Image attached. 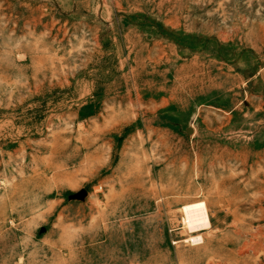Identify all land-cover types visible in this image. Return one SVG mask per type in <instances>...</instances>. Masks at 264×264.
I'll return each instance as SVG.
<instances>
[{
	"label": "rangeland",
	"instance_id": "rangeland-1",
	"mask_svg": "<svg viewBox=\"0 0 264 264\" xmlns=\"http://www.w3.org/2000/svg\"><path fill=\"white\" fill-rule=\"evenodd\" d=\"M0 264H264V0H0Z\"/></svg>",
	"mask_w": 264,
	"mask_h": 264
},
{
	"label": "bare ground",
	"instance_id": "bare-ground-1",
	"mask_svg": "<svg viewBox=\"0 0 264 264\" xmlns=\"http://www.w3.org/2000/svg\"><path fill=\"white\" fill-rule=\"evenodd\" d=\"M185 223L191 231H198L208 228L211 224L207 208L204 204H197L185 207Z\"/></svg>",
	"mask_w": 264,
	"mask_h": 264
}]
</instances>
